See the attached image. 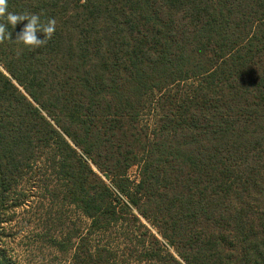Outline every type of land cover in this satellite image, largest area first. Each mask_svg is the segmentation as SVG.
<instances>
[{
  "label": "trees",
  "instance_id": "16d2710c",
  "mask_svg": "<svg viewBox=\"0 0 264 264\" xmlns=\"http://www.w3.org/2000/svg\"><path fill=\"white\" fill-rule=\"evenodd\" d=\"M8 11L0 264H264V0Z\"/></svg>",
  "mask_w": 264,
  "mask_h": 264
},
{
  "label": "clouds",
  "instance_id": "9594fccd",
  "mask_svg": "<svg viewBox=\"0 0 264 264\" xmlns=\"http://www.w3.org/2000/svg\"><path fill=\"white\" fill-rule=\"evenodd\" d=\"M27 21L24 27L16 33V38H11V32L7 30L10 25L15 28L19 22ZM56 31V20L49 18L42 21L38 14H15L8 11V0H0V43L6 40L14 41L17 45H23L29 50H35L45 45ZM43 34V39L38 34Z\"/></svg>",
  "mask_w": 264,
  "mask_h": 264
},
{
  "label": "rangeland",
  "instance_id": "374dc122",
  "mask_svg": "<svg viewBox=\"0 0 264 264\" xmlns=\"http://www.w3.org/2000/svg\"><path fill=\"white\" fill-rule=\"evenodd\" d=\"M137 173H138V171L136 170V168L133 169L132 172H131V177L134 179V177L137 176Z\"/></svg>",
  "mask_w": 264,
  "mask_h": 264
}]
</instances>
